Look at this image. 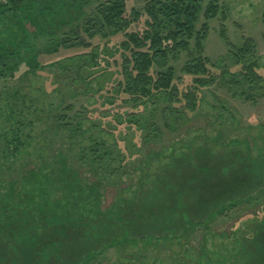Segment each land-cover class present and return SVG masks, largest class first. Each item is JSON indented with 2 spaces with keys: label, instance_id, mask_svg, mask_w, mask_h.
Instances as JSON below:
<instances>
[{
  "label": "rangeland",
  "instance_id": "rangeland-1",
  "mask_svg": "<svg viewBox=\"0 0 264 264\" xmlns=\"http://www.w3.org/2000/svg\"><path fill=\"white\" fill-rule=\"evenodd\" d=\"M115 1L0 0V264H264V95L223 81L239 79L248 39L264 71V0H218L211 19L199 0L214 82L170 127L161 102L155 135L151 103L123 90L120 48L153 0H124L112 34L100 11ZM188 45L168 61L181 91ZM102 141L115 152L95 172L80 155Z\"/></svg>",
  "mask_w": 264,
  "mask_h": 264
},
{
  "label": "trees",
  "instance_id": "trees-1",
  "mask_svg": "<svg viewBox=\"0 0 264 264\" xmlns=\"http://www.w3.org/2000/svg\"><path fill=\"white\" fill-rule=\"evenodd\" d=\"M217 1L209 0L205 11L206 19L216 16L218 12ZM124 8V0H116L105 11H100L101 19L106 27H112L115 24L112 34L118 33L127 27H122L119 23L122 20L127 24V19L123 17ZM199 11V0H153L144 9V14L147 16L144 30L141 32L126 31V39L120 44L123 51L121 61V69L124 75L123 90L129 96V101L134 103V106L142 104L147 107L151 103L148 112L153 118L150 127L154 135L160 133L155 120H157L161 102L167 104L162 109L161 118L165 126L170 127L173 124L171 122L173 119L179 117L188 119L189 114L199 112L203 103L202 91L214 82L213 76L206 67L209 60L202 55L203 41L207 34L206 23L202 25L200 31L197 33L194 31ZM139 17V13L132 12V18L135 21ZM190 39L194 40L196 56L193 53L189 55L190 61L186 64L184 70L191 74L192 84L181 91L173 83L174 73L171 67H168V61L180 51L187 52ZM253 51L251 39L246 40L242 47L234 53L236 62L242 64L239 69V79L223 80L226 84L233 85L237 89L240 88L245 99H254L261 94L264 95V71L260 73L259 70L262 66L257 61ZM153 67H156L154 69L157 70H151ZM177 109H180V112ZM166 110H168V113H166ZM124 113L125 118L123 119L126 121H134L143 128H146L149 124L146 121L141 122L142 119H145L143 115H140L142 112L132 113L126 111ZM136 116L140 119L136 120ZM66 127L69 128V132L74 133L81 130V122L79 121L75 126L66 125ZM90 148L83 149L80 156L93 171L97 172L98 168L103 167L105 164L110 166L112 154L115 152L114 148L108 146L105 141ZM117 153L120 155V150ZM257 196L258 194L246 200L258 199ZM239 203L241 202L227 204L223 209H229V206ZM223 209L209 218L220 215ZM206 222H209V220Z\"/></svg>",
  "mask_w": 264,
  "mask_h": 264
}]
</instances>
